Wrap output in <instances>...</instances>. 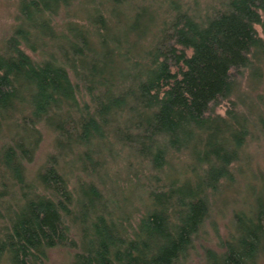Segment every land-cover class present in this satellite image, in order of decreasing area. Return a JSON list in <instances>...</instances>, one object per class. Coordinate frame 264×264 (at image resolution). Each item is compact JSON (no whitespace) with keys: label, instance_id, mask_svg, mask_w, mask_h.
Returning a JSON list of instances; mask_svg holds the SVG:
<instances>
[{"label":"trees","instance_id":"1","mask_svg":"<svg viewBox=\"0 0 264 264\" xmlns=\"http://www.w3.org/2000/svg\"><path fill=\"white\" fill-rule=\"evenodd\" d=\"M16 1L0 47V264L61 248L71 264H259L264 0ZM226 196L228 234L207 247Z\"/></svg>","mask_w":264,"mask_h":264},{"label":"rangeland","instance_id":"2","mask_svg":"<svg viewBox=\"0 0 264 264\" xmlns=\"http://www.w3.org/2000/svg\"><path fill=\"white\" fill-rule=\"evenodd\" d=\"M17 13V1L16 0H0V47L3 44V41L12 33L13 28L15 26V16ZM257 31L261 35V28L258 26ZM215 112L218 114H225V103L221 104L220 106L215 108ZM52 138L51 136H46L45 141L43 145L41 146V149L39 150L36 160L34 164L31 166L33 169L37 170L39 169L46 158V156L52 152ZM254 148H252L253 150ZM253 165L256 168L261 169L264 171V150L258 151L253 150ZM249 194L245 197V199L250 200V197H248ZM235 199H241V197L238 195L235 197ZM234 199V200H235ZM133 200L134 197H133ZM251 202V201H250ZM223 203L228 204L227 206H224ZM219 204H222V209L224 212H226L224 215L219 214L215 216V222H216V228L218 229V233L211 232L210 238L208 241L204 242V245L207 247L217 248L218 239L224 238L228 234V229L231 221V215L229 214L233 207H237L234 201L230 198V196L224 197V200L220 202ZM72 260V253L70 250L61 248V249H55L52 250L49 253V257L47 261L44 264H71ZM199 260V259H198ZM192 262L191 264H196L198 262ZM259 264H264V257L261 259Z\"/></svg>","mask_w":264,"mask_h":264}]
</instances>
